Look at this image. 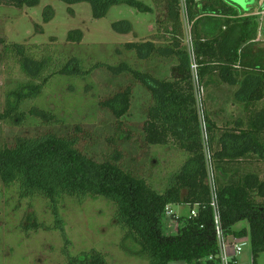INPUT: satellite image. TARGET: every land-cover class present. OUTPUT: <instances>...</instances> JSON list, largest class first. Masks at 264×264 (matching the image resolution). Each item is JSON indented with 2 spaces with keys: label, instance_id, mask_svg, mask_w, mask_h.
I'll return each instance as SVG.
<instances>
[{
  "label": "trees",
  "instance_id": "obj_1",
  "mask_svg": "<svg viewBox=\"0 0 264 264\" xmlns=\"http://www.w3.org/2000/svg\"><path fill=\"white\" fill-rule=\"evenodd\" d=\"M41 1L0 0V7L30 9ZM59 1L68 5L71 13L74 5H90L96 20L104 19L114 6H128L143 14L153 13L149 5L138 0ZM154 1L167 5L166 17L171 27V30H165L167 45H156L149 39L128 46L145 60H153L156 56L175 59L178 65L173 68L172 80L135 69L126 62L118 66L97 63L87 70L79 59L71 58L58 67L49 50L38 56L33 47L14 45L7 48V53L18 57L21 70L30 82L11 93L8 109L0 114V119L22 121L25 115L20 109L24 102L39 97L56 76L86 77L101 68L115 76L129 74L151 94L148 120L143 125L146 144L163 147L172 144L188 155L185 164L164 179L167 186L158 191L117 162H98L86 155L77 147L76 139L55 134L23 138L1 148L0 182L6 186L17 184L24 198L40 196L46 199L67 245L69 241L59 214L62 199L101 197L115 205V220L136 247L128 249L124 246L132 256L144 257L149 264H200V260L218 253V244L191 60L180 44L184 35L183 6L181 0ZM186 12L193 27L198 75L207 97H210V87L226 84L235 89L234 105L247 113L245 119L239 117L219 128L206 110V121L224 229L230 232L239 223H248L249 231L242 230L238 234L250 236L253 263L257 264L258 256L264 253V202H257L255 196L264 200V180L256 172H243L241 167L247 159L248 162L253 158L264 161V108H257L264 101V49L256 52L258 18L249 12L241 15L225 0L202 3L186 0ZM43 18L45 23L54 20L52 7L45 9ZM112 28L122 36L133 33V26L128 21L116 22ZM83 37L80 30L68 34V40L73 43L82 42ZM132 94L133 88L128 85L100 102V106L115 117L118 133L127 135L128 139L133 134L121 120L130 111ZM186 204L201 206L199 218L183 222L179 233L167 234L165 208ZM33 228L38 229L40 225L34 223ZM69 264L109 263L105 255L94 250L70 258Z\"/></svg>",
  "mask_w": 264,
  "mask_h": 264
},
{
  "label": "rangeland",
  "instance_id": "obj_2",
  "mask_svg": "<svg viewBox=\"0 0 264 264\" xmlns=\"http://www.w3.org/2000/svg\"><path fill=\"white\" fill-rule=\"evenodd\" d=\"M138 1L149 5L153 13L143 14L128 6H114L104 19L96 20L90 5L85 3L72 6L73 13L68 5L59 0H42L37 7L30 9L1 6L0 114L8 109L11 93L30 82L21 70L18 57L7 53V48L14 45L33 47L38 56L49 50L57 66L71 58L79 59L87 70L97 63L118 66L126 62L135 69L172 80V59L156 56L153 60H145L128 46L129 43L149 39L154 40L156 45L165 46L168 43L165 30H171L165 3ZM227 2L231 6L235 4L241 15L244 12L255 15L264 9V3L262 7L259 5L260 0H247L243 2L244 7L234 0ZM47 7H52L55 12V18L50 23H45L43 18ZM257 18L256 52H259L264 49V20L261 21L260 16ZM120 21L132 24L131 35L122 36L114 32L112 25ZM181 23L184 35L180 44L189 53L192 68L193 27L186 9L181 12ZM74 30L83 32L82 42L68 40V34ZM195 71L193 67L192 72ZM128 85L133 88L131 107L121 121L133 134L130 139L118 133L115 117L100 106L102 100ZM222 85L224 87L218 90L216 103L210 102L206 93V110L212 113L218 127H223L224 122L232 117L245 119L247 114L240 106L231 104L235 89ZM208 90L211 92L210 88ZM150 102V92L129 74L115 76L101 68L86 77L56 76L39 97L24 102L20 109L25 115L22 121L0 119V149L23 138L47 134L76 139L77 147L86 155L98 162L113 160L161 191L167 186L164 179L184 165L188 155L172 144L169 147L146 144L143 125L148 120ZM257 108H264V101ZM209 138L210 135H207V140ZM204 145L206 159L210 161L213 150L209 142ZM247 162L248 159L242 165V171L256 172L264 180V161L253 158ZM255 200L264 202L256 196ZM175 209L183 216L189 215L187 206ZM59 214L68 245L57 228L56 218L46 199L40 196L24 198L17 184L6 186L0 182V264H69L70 258L94 250L105 255L109 264H149L148 259L132 256L124 248L136 247L130 238H126V231L117 224L116 207L112 202L101 197L84 200L66 197L59 204ZM34 223H38L40 228H33ZM234 230L249 231L248 223L241 222ZM236 264H254L250 238ZM257 264H264V253L258 256Z\"/></svg>",
  "mask_w": 264,
  "mask_h": 264
},
{
  "label": "built area",
  "instance_id": "obj_3",
  "mask_svg": "<svg viewBox=\"0 0 264 264\" xmlns=\"http://www.w3.org/2000/svg\"><path fill=\"white\" fill-rule=\"evenodd\" d=\"M201 0H196L200 2ZM183 9H186V0H181ZM184 3V4H183ZM264 0H260V7H262ZM256 17L260 16L261 21L264 20V9L259 10L256 14ZM192 68L195 67L196 71L193 73V83L196 92V101H197V110L200 121V128L203 136L204 143H208L207 140L208 133V124L206 121V89L201 83L199 78V67L196 63L194 50L192 53ZM195 65V66H194ZM191 68V69H192ZM208 162V184L211 190V201L210 207L213 211L214 225L216 231V239L218 244V253L216 255H211L205 259L200 260V264H236L237 258L242 254L243 248L246 245L249 235L239 236L238 233L241 231L232 230L227 232L224 229L221 215V208L219 203V195L217 190L216 183V173L214 171V166L212 163V157ZM183 205H168L164 211V219L166 223L167 234H177L180 231V227L185 221H194L199 218L201 206L200 205H184L189 207V215L183 216L175 208H180ZM203 228V226L201 227ZM251 241V239H250ZM182 263V262H179ZM184 264V263H183Z\"/></svg>",
  "mask_w": 264,
  "mask_h": 264
},
{
  "label": "crops",
  "instance_id": "obj_4",
  "mask_svg": "<svg viewBox=\"0 0 264 264\" xmlns=\"http://www.w3.org/2000/svg\"><path fill=\"white\" fill-rule=\"evenodd\" d=\"M205 0H201L200 2L202 3V2H204ZM198 3V2H197ZM172 62H173V65H172V69L174 68V66H177L178 65V63L175 61V59H172L171 60ZM175 62V63H174ZM172 73V76H173V78H174V69H173V71L171 72ZM221 86H223L224 87V85H222V84H217L215 87H210V89H211V93H210V102H214L215 101V103H216V101L218 100L217 99V93H218V90H220L221 89ZM229 88V87H228ZM225 89H227V87L225 88ZM212 90H214V91H212ZM223 90V89H222ZM233 96V95H232ZM212 97H213V99H212ZM231 104H232V106H238V105H234V103H233V101L231 102ZM210 109V108H209ZM222 111H224V110H222ZM210 112V111H209ZM211 113V112H210ZM212 114V113H211ZM213 115H212V119H213ZM235 119H237V118H230V120H227V121H225L224 122V125L227 123V122H229V121H233V120H235ZM219 128H222V127H219ZM173 264H183V263H179V262H177V263H173Z\"/></svg>",
  "mask_w": 264,
  "mask_h": 264
},
{
  "label": "water",
  "instance_id": "obj_5",
  "mask_svg": "<svg viewBox=\"0 0 264 264\" xmlns=\"http://www.w3.org/2000/svg\"><path fill=\"white\" fill-rule=\"evenodd\" d=\"M234 2H235L236 4L241 5V6L244 7L243 2H247V0H234Z\"/></svg>",
  "mask_w": 264,
  "mask_h": 264
},
{
  "label": "flooded vegetation",
  "instance_id": "obj_6",
  "mask_svg": "<svg viewBox=\"0 0 264 264\" xmlns=\"http://www.w3.org/2000/svg\"><path fill=\"white\" fill-rule=\"evenodd\" d=\"M228 0H226L225 2H227ZM228 3V2H227ZM235 5V4H234Z\"/></svg>",
  "mask_w": 264,
  "mask_h": 264
}]
</instances>
